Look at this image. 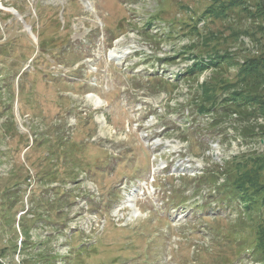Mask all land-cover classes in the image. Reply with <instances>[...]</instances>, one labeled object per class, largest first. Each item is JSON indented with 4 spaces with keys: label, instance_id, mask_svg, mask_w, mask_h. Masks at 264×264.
Wrapping results in <instances>:
<instances>
[{
    "label": "rangeland",
    "instance_id": "1",
    "mask_svg": "<svg viewBox=\"0 0 264 264\" xmlns=\"http://www.w3.org/2000/svg\"><path fill=\"white\" fill-rule=\"evenodd\" d=\"M185 1L199 14L212 3ZM39 2L49 6L42 14L36 10ZM156 3L157 0H143L131 5L141 9L135 13L128 8L131 2L121 0H0V251L7 249L4 264H25L29 259L40 264H222L223 258H234V249L251 238L249 231L241 236L230 234L241 208H221L215 197L210 198L212 186L187 178L198 179L206 168L223 169L227 160L242 153H264V139H239L236 133L240 125L231 120L209 133L206 127L212 116L199 119L193 115L191 119L198 123L191 126L192 140L200 138L195 128L201 127V139L210 149L189 154L187 144L171 132H163L164 126L172 128L175 120L183 118L167 115L168 107L184 105L191 96V87L180 82L179 90L170 95L153 90L147 84L153 67L143 61V53H156L159 58L182 51L185 54L192 44L191 37L178 27L177 35L147 44L130 26L122 27L124 35L117 29L122 18L128 23L140 22L142 14L152 11ZM55 19L62 26L71 24L73 48L61 56L69 59V65L57 63V57L41 56L38 39H31L29 32L31 38L27 37L33 25L55 33L50 25ZM158 24L152 34L159 28H172ZM204 25L201 22L198 28L202 30ZM206 25H212L214 31L222 28L209 21ZM231 32H222L225 35L219 42ZM9 39L15 49L29 43L34 46L38 62L24 64L26 72L34 73L11 80L4 72L12 74L20 69L8 56V46L2 48ZM240 41L251 54L258 53L250 38L244 35ZM191 64L178 60L159 72L174 80L175 73ZM41 70L44 72L38 73ZM215 74L211 69L206 71L200 82ZM51 75L64 80L55 82ZM66 104L69 108L61 109ZM258 124L264 126L262 120ZM25 138L30 140L28 148L18 145ZM35 143L37 149L32 148ZM86 146L82 158L90 164V170L78 158ZM35 150L27 163L22 162L23 154L27 159ZM44 156L50 162L43 160ZM65 157L72 159L79 173H84L78 184H64L66 190L77 196L81 188V195L76 202L70 200L69 214L65 209L55 217L51 209L53 202L57 208L56 195L48 193V189L57 187L58 182L40 185L37 190L35 177L45 175L44 166L45 171L63 166ZM33 162L41 167L31 169ZM180 177L187 179L183 180L186 185ZM175 189L184 190L192 199L176 205L183 197L173 195ZM46 196V206L39 212L45 214L43 219L34 207L39 208L38 201ZM33 200L37 202L31 208ZM205 203L207 208H200ZM32 213L36 220L31 226ZM46 256L52 258L47 261ZM234 264L257 263L246 257Z\"/></svg>",
    "mask_w": 264,
    "mask_h": 264
},
{
    "label": "trees",
    "instance_id": "2",
    "mask_svg": "<svg viewBox=\"0 0 264 264\" xmlns=\"http://www.w3.org/2000/svg\"><path fill=\"white\" fill-rule=\"evenodd\" d=\"M26 1L27 0H24V2ZM121 1L125 2V4L131 2L132 4H128V8L137 13L141 9H133L131 5L137 4L143 0ZM252 3L248 0H212V3L209 4L207 9L199 14L196 13L195 10L193 11V9L187 5L186 1L184 3L183 0H157L152 11L147 12L146 15L142 14L143 18H140V22L128 23L125 18L118 21L117 29L121 35L125 34L122 27L125 25L130 26L147 44H151V42L155 41L159 43L163 42L166 38L176 34V28L178 27L179 30L182 29V31L189 33L188 35L191 37L192 44L187 48V53L183 54L182 51V53L171 55L169 58H159L156 53L151 55L143 53L142 58L144 59L143 61L152 64L153 71L148 76L147 84L152 86L153 90L156 92H164L167 95L173 94L179 90L178 86L180 82H184L185 85L191 87V96L184 105L176 104L174 107H168L167 115L174 114L183 118L178 119L179 122L175 120V124L172 128L167 126L163 127V132H171V135H175L174 138L183 144H187V152L189 154L193 153L194 150H198L195 153L198 154L200 151L205 153V151L210 149L208 143L201 139V137L204 136V131L201 127L195 128L199 129L197 135L200 136V138L193 142V137H191L190 133L193 132L194 129L191 126L198 123V120L191 119L193 115L199 119L212 116L211 120L207 122L208 127H206L209 133H212L213 129L222 128L226 121L231 120L240 125L239 128H237L239 129L238 133H236V137L239 139L241 138L243 141H253L256 138L264 139V126L258 124L259 120L264 122V0H256ZM46 7L49 6H44L39 2L36 10L42 14V11H44ZM15 10H17L16 4ZM180 10L185 11L181 13L179 18L177 16ZM64 17L66 16L64 15ZM25 20L27 21L28 19L26 18ZM207 21L220 24L222 26L221 30L214 31L211 29L212 25H206ZM230 21L233 23L228 25L225 24V22ZM201 22H205L202 30L198 28ZM249 22H251V24H249ZM158 23H163L166 26L170 25L172 28H169L168 31L159 28V30L152 34L154 28L159 27ZM50 25L55 30V33H51L48 29L40 30L33 25V27L31 26L30 30L27 31V37H30L28 34L29 32L32 37L34 35V37L38 39L41 56L46 57L49 55L57 57L59 60L56 61L57 63L69 65V59L67 60L64 57L61 58V56L69 53L68 50L71 47L73 48L71 37L73 31L71 24L68 22L67 25L62 26L60 20L55 19ZM63 29H65V34H62ZM227 29L232 32L226 35L227 37L225 36L223 42L220 43L221 37L225 35L222 32ZM244 35L256 44L258 53L251 54L250 50L245 49V44H242V41H240L241 37ZM7 46L9 50L8 56L13 59V64L20 66V69L15 73L12 72V74L7 73L4 69V72L9 78L12 80L20 77L21 74L26 77L34 73L33 70L31 73L26 72V66L24 65L30 60L35 63L38 62L39 57H34V46L29 43L24 48L15 49L12 39L6 40L2 48H7ZM154 46L159 48L157 45ZM232 48H236V50L231 52L230 49ZM19 60H22L21 63H19ZM178 60L190 61L192 64L188 65L183 71L175 73L174 80H168L163 74H160L159 70H164L169 64L178 63ZM210 69L212 72H216V74L213 75L210 80L200 82V78ZM232 70L235 71L234 74ZM43 72L44 70H41L38 73ZM37 79L42 80L46 78L37 77ZM50 79L55 82L64 80L60 76L54 75H51ZM61 93H63V90ZM66 108H69V105L66 104V106H61V109ZM38 119H40V117H38ZM31 122L34 123L33 120ZM252 122H254V124ZM88 136L90 138L92 135ZM15 142H17V140H15ZM21 144L23 147L28 148L30 140L25 138L18 142V145ZM203 145L205 149L202 150L201 148ZM32 148L37 149L36 143L32 145ZM86 149L87 146L84 151L79 153L78 158L83 161L90 170V164L86 163L82 158V154ZM35 152L36 150L29 154L27 159L23 154V158L21 159L22 162L27 163L26 160H28L30 155L35 154ZM40 155L44 154L42 153ZM180 156L186 157V155L182 153H180ZM42 159L49 161L45 159V156ZM61 161L59 163H61ZM36 166L38 165L34 162L30 165L31 169H35ZM39 166L41 167V165ZM216 167L217 168L213 169L206 168L198 179H187H189V181L198 182V184L200 181L203 184H209L207 186H212L213 194L210 195V198L214 199L215 197L218 201L217 205L221 208L227 210L229 208L233 209L238 207L242 209V213L238 217V222H236L230 234L241 236L245 231L251 232V238L245 239L243 244L238 245V247L234 249V258H226L227 260L223 258L222 264L242 262L245 261L246 257H250L257 264H264V153L255 151L242 153L239 156L227 160L224 163L223 169H220L218 166ZM77 168L78 166L72 163V159L65 157L63 166L59 164L54 167L52 171H45L44 166L43 173H45V175H38L35 177V185L36 187L38 186L37 190H39L40 185L45 186L58 182L57 187L53 186V188L48 189V193L54 192L56 195L54 201L57 202V208L54 207L55 202H53L54 206H52L51 209L52 215H55V217L56 215H60V212L63 213L65 209H67V214H69L70 200L75 199L74 201L76 202L77 198L81 195V188L78 190L79 194L75 196L76 194L73 193L72 190H66V186L64 185L67 182L74 185L80 182V176L82 174L84 175V173H79ZM166 168H168L169 172L171 171V168ZM46 177L49 183L46 181ZM187 179L180 177L184 185L187 183L183 180ZM29 180L30 178H28V181ZM173 195L179 198L183 197L182 201H176V205L180 203V205L186 204L188 200L192 199V197H187L185 191L181 189H175ZM195 196L196 194L193 197ZM46 198L47 196L44 200L40 198V201L37 203L40 205L39 208L37 206L34 207L37 201H30V204H32L31 208L34 207L39 214V218L42 217L43 219H46L45 214H40L39 212L45 208ZM64 205L66 208H64ZM206 206L207 204L205 203L202 204L200 208L206 209ZM32 214L31 226L36 220V214ZM245 216L246 218H244ZM28 229V226H26V231L29 232ZM81 245L82 244L76 249L78 250ZM12 250L14 254L18 248ZM72 252L70 253L72 254ZM6 256L7 249H1L0 264H4L3 259H5ZM46 257L47 261L52 258L50 256ZM25 264H40V262H34L32 259H29L25 260ZM43 264H46V262ZM49 264L53 263L51 262Z\"/></svg>",
    "mask_w": 264,
    "mask_h": 264
},
{
    "label": "water",
    "instance_id": "3",
    "mask_svg": "<svg viewBox=\"0 0 264 264\" xmlns=\"http://www.w3.org/2000/svg\"><path fill=\"white\" fill-rule=\"evenodd\" d=\"M16 13V12H15ZM16 16H18V13H16ZM23 21V20H22ZM23 23H25L24 21H23Z\"/></svg>",
    "mask_w": 264,
    "mask_h": 264
}]
</instances>
